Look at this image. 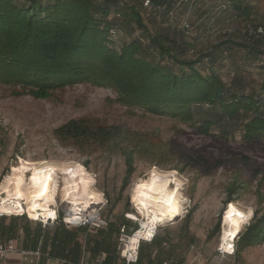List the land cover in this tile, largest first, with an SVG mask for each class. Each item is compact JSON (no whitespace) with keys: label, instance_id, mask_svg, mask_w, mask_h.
Returning a JSON list of instances; mask_svg holds the SVG:
<instances>
[{"label":"rangeland","instance_id":"rangeland-1","mask_svg":"<svg viewBox=\"0 0 264 264\" xmlns=\"http://www.w3.org/2000/svg\"><path fill=\"white\" fill-rule=\"evenodd\" d=\"M247 2V8L244 5L240 11L226 10L228 0H203L196 9L190 11L184 5L173 16H168L167 10L161 15L146 9L141 13L151 36H166L174 51L188 59L212 54L213 61L204 59L206 68H215L235 93L258 97L264 91V36L258 37L255 32L264 29V0ZM185 22L191 28L188 34L182 31ZM122 27L128 41L143 37L138 27L135 30ZM187 43L191 49H186ZM116 98L112 89L90 83L58 87L45 93L18 80L0 83V184L23 162L54 165L57 194L53 208L58 219L47 225L60 224L70 216L69 202L63 196L65 166L83 171L93 181L91 191L101 195L102 203L96 206L100 217L117 227L115 246L121 255L122 235L129 237L135 232L129 234L126 228L123 232L116 216L124 214L140 229L146 217L140 213L141 203L134 199L136 188L156 171L174 172L182 184V212L178 218L160 221L156 226L158 235L179 239L185 217L192 209L196 210L184 242L180 245L166 242L170 247L161 246L162 256L180 264L188 255L185 247L197 242L193 244L199 245L202 257L212 262L221 250L225 211L221 212L233 185L237 187L234 204L250 212L235 243L252 223L255 212L262 210L264 214V141L248 144L242 139L244 125L252 115L241 114L229 122V137L225 139L220 125L205 135L191 123L128 108ZM76 125L94 132L118 127L129 133L105 144L93 137L77 140L62 134L64 128ZM81 130L74 132L78 134ZM127 147H136V171L130 185L122 191ZM31 170L32 167L27 170L26 185L31 184ZM176 183L175 178L170 189H175ZM13 218H21L17 219L21 224L41 221L34 222L26 215ZM142 243L146 252L148 244ZM235 243L233 252L221 250L226 253L222 264H264V240L244 249L240 258L235 256Z\"/></svg>","mask_w":264,"mask_h":264},{"label":"trees","instance_id":"trees-1","mask_svg":"<svg viewBox=\"0 0 264 264\" xmlns=\"http://www.w3.org/2000/svg\"><path fill=\"white\" fill-rule=\"evenodd\" d=\"M228 1L226 10L240 11L244 5L247 8V0ZM202 3L203 0H189L185 6L191 11ZM142 9L139 0H132L131 5H123L121 0H0V83L18 80L43 93L78 83L104 85L115 92L116 100L125 107L186 121L205 135L220 125L225 139L229 137V122L241 114H250L252 118L244 125L242 139L248 144L264 141V91L258 97L235 93L215 68H206L204 59L213 61L212 54L188 59L174 51L166 36H151ZM118 14L122 18L118 19ZM123 25L130 30L140 28L143 37L128 41ZM191 47L187 43L186 49ZM79 129L80 133L74 132ZM61 132L70 139L93 137L104 144L129 133L118 127L94 132L77 125ZM135 148L125 150L127 169L122 191L130 185L136 171ZM236 189L234 185L230 188L221 214L235 202ZM195 210L184 219L180 232L183 237L188 234ZM261 211L255 212L252 223L235 243L236 257L264 240ZM116 217V223L129 234L139 230L124 214ZM116 228L108 223L103 242L105 254L117 253ZM219 228L218 225L217 231ZM157 237L150 244H158ZM142 245L138 263L159 264L155 260L144 262ZM111 263L109 255L102 262Z\"/></svg>","mask_w":264,"mask_h":264},{"label":"bare ground","instance_id":"bare-ground-1","mask_svg":"<svg viewBox=\"0 0 264 264\" xmlns=\"http://www.w3.org/2000/svg\"><path fill=\"white\" fill-rule=\"evenodd\" d=\"M31 170V184L26 185L28 168ZM56 167L51 164L23 162L14 168L0 184V214L6 216L27 215L29 219L46 223L56 220L57 186L55 185ZM65 188L63 196L68 204L67 222H92L96 217V206L100 205L101 195L91 191L92 179L76 168L64 171ZM35 177V179H34ZM176 178L175 189L170 183ZM182 184L176 173L154 172L149 180L139 185L134 199L141 203L140 213L146 217L142 227L127 239V250L136 249L141 241H149L157 224L164 218L175 219L181 214L180 189ZM229 206V205H228ZM224 214L223 233L220 248L224 252H233L234 243L242 226L249 220L250 212L240 210L234 203L227 207Z\"/></svg>","mask_w":264,"mask_h":264},{"label":"crops","instance_id":"crops-1","mask_svg":"<svg viewBox=\"0 0 264 264\" xmlns=\"http://www.w3.org/2000/svg\"><path fill=\"white\" fill-rule=\"evenodd\" d=\"M17 219L0 218L1 241L5 242L11 235L15 238V251L0 261V264H99L100 255L105 254L103 242L107 227H72L64 223H53L47 226L28 222L21 224ZM18 222L19 226H17ZM157 236L158 244L147 243L144 262L155 260L161 264L164 259L161 245L165 242L180 245L186 239L183 236L176 240H172L168 235L166 238L158 234ZM191 244L185 247L188 255L179 261L180 264H211L203 257L194 261V256L190 252ZM108 255L109 260L112 261L111 264H126L118 252L105 254V260Z\"/></svg>","mask_w":264,"mask_h":264},{"label":"built area","instance_id":"built-area-1","mask_svg":"<svg viewBox=\"0 0 264 264\" xmlns=\"http://www.w3.org/2000/svg\"><path fill=\"white\" fill-rule=\"evenodd\" d=\"M142 3V6L146 10L155 11L156 14H163L164 11H168V16H173L176 10H180L182 6L188 3L189 0H139ZM123 5H131L132 0H121ZM118 19L122 18L121 15L116 16ZM190 25L185 22L182 25V31L186 34L190 31ZM256 36L263 37L264 36V29L258 28L255 32ZM97 217L92 222H67V220H64V223L72 226V227H93V228H101V227H107L108 223L104 221L100 214L96 210ZM27 216V215H26ZM10 217H25L24 214L18 215V216H6L3 214H0V218H10ZM58 219V218H56ZM56 220H53L55 222ZM42 225H47L46 222L40 221L39 222ZM124 232V228H123ZM158 234V228L153 232V236L149 241H141L140 244H138L136 249L133 250H127V239H129L128 236L122 235V242L124 243V248L121 251V257L123 260H125L126 264H137L139 262V252H140V245L142 242L146 243H152L155 237ZM164 247H169L167 243H164ZM15 251V238L13 235H11L5 242H2L0 239V261L6 258L7 255ZM190 252L194 256V261H197L202 258V251L200 248L193 244L190 246ZM226 253L222 252L220 249L218 251V256L212 260L211 264H222V261L224 260V256ZM105 258V254L100 255V259L98 263H102ZM162 264H173V260L171 258L166 257ZM193 264V263H190Z\"/></svg>","mask_w":264,"mask_h":264},{"label":"snow or ice","instance_id":"snow-or-ice-1","mask_svg":"<svg viewBox=\"0 0 264 264\" xmlns=\"http://www.w3.org/2000/svg\"><path fill=\"white\" fill-rule=\"evenodd\" d=\"M34 179H35V177H34Z\"/></svg>","mask_w":264,"mask_h":264}]
</instances>
